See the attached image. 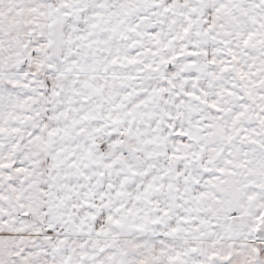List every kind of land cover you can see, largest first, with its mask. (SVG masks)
Returning a JSON list of instances; mask_svg holds the SVG:
<instances>
[{
	"label": "snow or ice",
	"instance_id": "6c2138e0",
	"mask_svg": "<svg viewBox=\"0 0 264 264\" xmlns=\"http://www.w3.org/2000/svg\"><path fill=\"white\" fill-rule=\"evenodd\" d=\"M0 264H264V0H0Z\"/></svg>",
	"mask_w": 264,
	"mask_h": 264
}]
</instances>
